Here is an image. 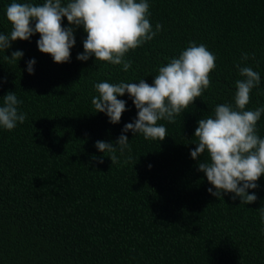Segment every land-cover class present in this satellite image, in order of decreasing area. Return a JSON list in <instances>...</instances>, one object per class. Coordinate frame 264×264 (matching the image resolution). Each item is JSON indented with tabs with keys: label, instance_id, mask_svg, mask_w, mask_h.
<instances>
[{
	"label": "trees",
	"instance_id": "1",
	"mask_svg": "<svg viewBox=\"0 0 264 264\" xmlns=\"http://www.w3.org/2000/svg\"><path fill=\"white\" fill-rule=\"evenodd\" d=\"M12 2L0 0V33L11 31L6 8ZM148 3L153 30L158 23L162 28L126 54L132 61L126 72L94 56L76 59L86 39L82 27L74 30L66 63L38 50V33L0 52V97L15 92L27 115L11 131L0 126V264H264V175L247 190L254 203H240L232 193L217 199L198 171L207 153L190 156L198 120L234 103L235 82L243 79L237 64L260 73L247 109L264 107V0ZM62 25L74 27L66 18ZM192 42L216 57L210 87L174 123L158 121L167 129L163 141L123 133L131 151L117 150L119 163L111 164L95 143H115L137 109L126 93L118 99L127 110L119 123H109L104 113H93L94 84H152L158 68ZM17 50L23 57L15 62L9 58ZM257 130L264 138V113Z\"/></svg>",
	"mask_w": 264,
	"mask_h": 264
},
{
	"label": "clouds",
	"instance_id": "2",
	"mask_svg": "<svg viewBox=\"0 0 264 264\" xmlns=\"http://www.w3.org/2000/svg\"><path fill=\"white\" fill-rule=\"evenodd\" d=\"M149 8L148 0H66L64 3L62 0H44L39 5L30 0H13L6 8L11 31L0 33V52L9 49L13 41H26L38 33V50L50 55L54 63H66L76 42L74 30L82 27L86 39L83 40V52L76 59L87 61L94 56L95 61L120 65L126 72L132 65L131 60L125 59L126 54L151 41L162 28L158 23L153 30ZM62 18L74 27H64ZM22 57L23 52L17 50L7 58L17 62ZM241 59L247 61L248 54H242ZM215 61V55L205 45L197 46L192 42L178 58H171L158 68L152 84L144 79L134 83L94 84L98 95L91 101L93 113H104L109 123H119L127 110L126 101L118 97L127 93L137 109L135 120L124 125L115 143L100 140L95 147L102 154L108 153L111 164H115L119 163L117 150L121 155L125 150L131 151L128 137L123 133L131 131L134 135L142 134L145 140L163 141L168 136L167 129L158 121L174 123L176 116L210 87V73L216 67ZM35 63V59L27 61L29 75L34 74ZM236 67L243 79L235 82L234 103L219 104L212 116L198 120L193 134L196 147L190 151V156L196 160L207 153V160L199 159L197 163L198 171L203 172L212 185L207 189L212 196L222 199L221 193H232V199L239 197L240 203L251 204L257 197L247 190L257 188L256 181L264 175V138L257 130L264 107L247 109L252 90L260 84V73L249 66L237 64ZM0 98V126L11 131L27 118L26 113L18 110L23 102L15 92ZM260 213L264 222V208Z\"/></svg>",
	"mask_w": 264,
	"mask_h": 264
}]
</instances>
